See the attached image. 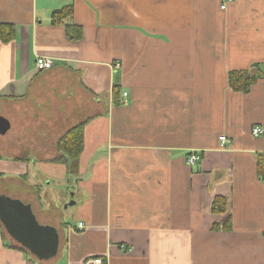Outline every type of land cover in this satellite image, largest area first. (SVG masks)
<instances>
[{"label": "crops", "instance_id": "0c3cea01", "mask_svg": "<svg viewBox=\"0 0 264 264\" xmlns=\"http://www.w3.org/2000/svg\"><path fill=\"white\" fill-rule=\"evenodd\" d=\"M0 25L13 29L0 44V116L9 124L0 138L27 142L12 137V120L29 124L34 108L46 106L62 135L90 119L69 196L85 195L75 200L77 223L43 210L44 192L0 186L59 235L56 255L42 261L8 247L21 248L1 225L0 264H264V135L252 136L264 129V77L246 94L229 83L232 72H264V0H0ZM37 57L53 68L37 72ZM59 103L71 105L60 106L67 123ZM37 125L32 133L53 142ZM48 147L0 149V180L23 186L28 158L56 156ZM218 198L225 203L213 209Z\"/></svg>", "mask_w": 264, "mask_h": 264}, {"label": "rangeland", "instance_id": "374dc122", "mask_svg": "<svg viewBox=\"0 0 264 264\" xmlns=\"http://www.w3.org/2000/svg\"><path fill=\"white\" fill-rule=\"evenodd\" d=\"M60 106H69L70 107L71 105L70 104L64 105V103L63 104L59 103L58 107H57L58 108L57 110H59V111H60ZM29 109H31V108L29 107ZM65 109L66 108H62L60 111L62 113L61 114L62 117L60 116L57 118L59 120V122L67 123V119L69 116L66 112L64 113ZM71 110L73 113L75 112V110H73V109H71ZM36 111H37L36 108L28 111L27 119H28L29 124H26L23 126L20 124L19 117L21 116V114L14 115V119L12 120V123H13L12 124L13 125L12 130H14L12 137L14 138V137L18 136V137H20V139H22V138L27 139V142L22 141V142L9 143L3 137V138H0V149H2L3 147L6 148V145H13V146H15L17 148H21V149L26 147L30 151H33L34 153H38V150L42 149L43 144L46 145V147H47L46 149H49L48 146L50 145V143H52L53 148L54 147L56 148V145L54 142L58 141V139L56 137L58 134L57 130L60 129L59 135L60 134L62 135L64 130L62 128H60V126H56V125L53 126V124L51 122L47 123V121L45 120L46 117L44 114L46 112H48L49 109L46 106L41 109L42 114H40V115L36 114ZM80 111L81 110L78 109L77 114L80 113ZM19 113H20V110H19ZM39 119H41L43 121H40ZM39 123H45L47 126L46 125L45 126L40 125L38 127V129L43 128V129H45V131L47 129V131L50 134L55 135L54 137L52 136L50 138L51 140H53V142H48L47 141L48 137L45 138L43 135L41 136V137H43V139L39 140L40 137L39 138L37 137L39 135L36 133H32V132H34V128L36 126H38L37 124H39ZM34 125H35V127H34ZM22 132L24 134H22ZM49 150H51V149H49ZM45 159L48 160L47 157ZM27 160H28L27 162L30 166V172L28 175L29 179L26 180L25 182L23 181V183H24L23 186H22V184H17V182H15V181H10V182L6 183L3 180H0V186H3V188H7L9 191L11 190V191L16 192V193L24 192L26 194H31V195L34 194V196H35V194H38L39 192H40V194H43V192H44V194H45L44 196L40 195L39 204H41V208H43V210H45L46 212L52 213V215L56 216L58 219H62V217L64 215V221H63L64 223L67 222L69 225H75L77 223V221L74 220L73 215H75V218H76V215H77L76 206L72 205V206H68L67 208H65V206H67L71 202H74V204H75V200L81 201L84 199V196H85L84 194L82 196L79 195V193L82 191L79 188L77 190L78 193H77V195H74L73 200H71L69 197L74 192L75 185L76 184L78 185V180L80 178L78 176H74L72 173H67V169L64 166H63V168L62 167L58 168V166L56 167L53 165H49L51 163L40 164L36 157L28 158ZM37 164L42 165V168H40ZM37 170H39V173H36ZM86 178H87V176H85V177L83 176L84 182L87 181ZM34 184H36L38 186V188L34 187ZM83 191H84V189H83ZM57 208H58V210H57ZM2 230H3L4 238L7 237V239H9L7 233L4 231L3 228H2ZM27 255L31 256V254L29 252L27 253ZM65 262H66L65 260L61 261V263H65Z\"/></svg>", "mask_w": 264, "mask_h": 264}, {"label": "water", "instance_id": "95a60500", "mask_svg": "<svg viewBox=\"0 0 264 264\" xmlns=\"http://www.w3.org/2000/svg\"><path fill=\"white\" fill-rule=\"evenodd\" d=\"M9 129L7 120L0 116V135ZM74 205V202L68 206ZM0 224L10 239L38 260H49L58 250L56 229L40 225L30 205L0 194Z\"/></svg>", "mask_w": 264, "mask_h": 264}, {"label": "trees", "instance_id": "16d2710c", "mask_svg": "<svg viewBox=\"0 0 264 264\" xmlns=\"http://www.w3.org/2000/svg\"><path fill=\"white\" fill-rule=\"evenodd\" d=\"M71 11H69L67 14L63 16V18H70ZM59 15V14H58ZM72 24L66 25V31L69 35L72 34ZM78 31V30H76ZM13 38V29L11 26L8 25H0V44H7L9 43ZM264 72L259 70V68L256 66L253 69V72L245 71V72H232L229 75V83L230 87L236 92L241 93H248L250 88L259 80L263 79ZM87 119L69 130H67L56 142V156L53 157L50 160L43 161L44 163H51L56 165H62L67 169V173H73L75 171L74 167L76 166L78 162V158L83 150V129L88 122ZM259 173L260 176L264 178V160L263 162H260L259 164ZM219 202L222 203V205L225 203L224 200L221 198H218L215 200V205L213 209L216 208V206L219 204ZM1 229V224H0ZM16 244V243H15ZM18 246V244H16ZM8 246V245H7ZM10 248L23 251V253L27 254L28 252L22 248H17L14 246H8Z\"/></svg>", "mask_w": 264, "mask_h": 264}, {"label": "built area", "instance_id": "2783aa9c", "mask_svg": "<svg viewBox=\"0 0 264 264\" xmlns=\"http://www.w3.org/2000/svg\"><path fill=\"white\" fill-rule=\"evenodd\" d=\"M228 2L232 1V0H227ZM225 7V5L222 6V9ZM53 61L51 59L45 58V57H37L35 59L34 62V69L37 72H43V71H47L53 68ZM126 94H123V97H125ZM264 135V129L260 128V127H254L252 129V136L257 138ZM220 141V146L221 148H223L225 146V144L228 143V140L226 137H220L219 138ZM198 160V156L197 155H191L190 157L187 158L186 160V164L189 166H192L193 164L196 163V161ZM263 186H264V181L262 182ZM77 229L82 230L83 229V224L79 223L77 225ZM87 264H107L106 261L102 258H93V259H89Z\"/></svg>", "mask_w": 264, "mask_h": 264}]
</instances>
